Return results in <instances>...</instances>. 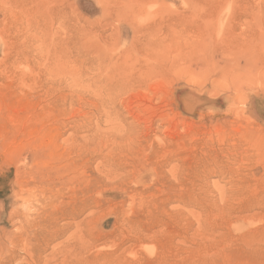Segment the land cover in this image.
Returning a JSON list of instances; mask_svg holds the SVG:
<instances>
[{"label":"rangeland","instance_id":"obj_1","mask_svg":"<svg viewBox=\"0 0 264 264\" xmlns=\"http://www.w3.org/2000/svg\"><path fill=\"white\" fill-rule=\"evenodd\" d=\"M0 264H264V0H0Z\"/></svg>","mask_w":264,"mask_h":264}]
</instances>
